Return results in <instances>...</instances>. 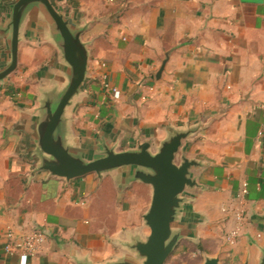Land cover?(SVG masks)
Returning <instances> with one entry per match:
<instances>
[{
    "label": "crops",
    "instance_id": "crops-1",
    "mask_svg": "<svg viewBox=\"0 0 264 264\" xmlns=\"http://www.w3.org/2000/svg\"><path fill=\"white\" fill-rule=\"evenodd\" d=\"M50 1L78 10L80 19H112L83 38L93 43L87 96L74 111L82 141L94 143L110 127V141L122 136L123 147L133 146L135 131L127 124L133 106L146 141L162 138L168 124L223 112L188 150V157L212 164L200 178L209 192L194 205L207 222L198 246L219 254L221 264H241L247 252L253 258L264 216V0ZM54 61L53 49L28 32L18 69L0 89V264H70L63 246L101 263L117 255L109 239L139 228L149 202L147 188L134 185L119 195L109 178L99 187L93 176L66 188L40 176L26 185L20 116L34 107L37 85ZM240 213L242 224L235 220ZM9 231L41 232L42 251L31 258L9 253ZM230 232L234 243L225 242ZM181 244L188 248L182 255L196 257V246Z\"/></svg>",
    "mask_w": 264,
    "mask_h": 264
},
{
    "label": "water",
    "instance_id": "water-1",
    "mask_svg": "<svg viewBox=\"0 0 264 264\" xmlns=\"http://www.w3.org/2000/svg\"><path fill=\"white\" fill-rule=\"evenodd\" d=\"M0 9V89L18 69L19 48L28 32L55 54L54 63L37 85L34 107L20 116L26 128L19 130L18 153L30 166L26 185L40 176L43 182L58 180L66 188L93 176L97 187L109 178L119 195L134 185L149 190L140 227L109 239L117 255L94 263L88 253L63 246L64 257L70 264H166L181 243L197 247L199 232L207 222L194 205L209 192L200 178L212 164L188 157V150L223 112L184 125L168 124L161 129L162 138L146 141L133 106V117L127 121L135 131L133 146L123 147L122 136L110 141V127L100 131L94 143L82 141L75 130L74 111L87 96L93 43L83 38L95 24L112 19H80L78 10L50 0H9ZM168 56L165 54L156 80ZM259 224L262 239L252 243L253 258L247 252L241 264H264V216ZM200 257V264H221L219 254L202 253Z\"/></svg>",
    "mask_w": 264,
    "mask_h": 264
},
{
    "label": "built area",
    "instance_id": "built-area-1",
    "mask_svg": "<svg viewBox=\"0 0 264 264\" xmlns=\"http://www.w3.org/2000/svg\"><path fill=\"white\" fill-rule=\"evenodd\" d=\"M246 195V190L242 191V196ZM238 224L244 221L243 214H238L235 217ZM236 234L230 232L225 235L226 243H234ZM7 245L6 250L9 253H17L24 257H34L38 255L44 246L45 237L39 231H28L23 233H14L9 231L6 235Z\"/></svg>",
    "mask_w": 264,
    "mask_h": 264
},
{
    "label": "rangeland",
    "instance_id": "rangeland-1",
    "mask_svg": "<svg viewBox=\"0 0 264 264\" xmlns=\"http://www.w3.org/2000/svg\"><path fill=\"white\" fill-rule=\"evenodd\" d=\"M52 58H50L44 65H48V63L51 64L52 62ZM46 65V66H47ZM186 244H181L179 246V248L176 250V255L175 256H172L171 258H169V260L167 261L166 264H178V263H188V264H198L200 263V258L198 255H195L196 257L195 258H191V257H188V256H185V255H182L184 253V251L188 248L185 247ZM191 249V248H189ZM195 254V252H194ZM192 256V255H191Z\"/></svg>",
    "mask_w": 264,
    "mask_h": 264
},
{
    "label": "trees",
    "instance_id": "trees-1",
    "mask_svg": "<svg viewBox=\"0 0 264 264\" xmlns=\"http://www.w3.org/2000/svg\"><path fill=\"white\" fill-rule=\"evenodd\" d=\"M53 59H54V56H53ZM42 71H45V68H42ZM194 252H195V255H198L200 257V255L204 252V250L201 246H198L194 248Z\"/></svg>",
    "mask_w": 264,
    "mask_h": 264
}]
</instances>
